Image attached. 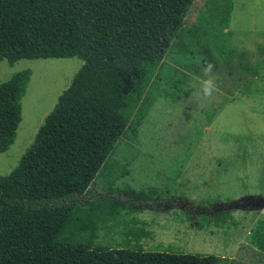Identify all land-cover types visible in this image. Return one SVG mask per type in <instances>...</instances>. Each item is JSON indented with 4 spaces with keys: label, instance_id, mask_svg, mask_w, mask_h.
Segmentation results:
<instances>
[{
    "label": "trees",
    "instance_id": "16d2710c",
    "mask_svg": "<svg viewBox=\"0 0 264 264\" xmlns=\"http://www.w3.org/2000/svg\"><path fill=\"white\" fill-rule=\"evenodd\" d=\"M193 1L0 0V61H82L17 164L0 175V264H244L214 255L93 247L102 217L127 205L110 197L51 203L88 192L119 139L136 134L154 102L184 93L182 72L165 58ZM206 1L207 16L192 25L204 42L212 39L207 29L223 34L229 10L227 0ZM29 75L20 71L0 83V152L14 141ZM136 197L148 199L140 192ZM253 238L264 251V221Z\"/></svg>",
    "mask_w": 264,
    "mask_h": 264
},
{
    "label": "rangeland",
    "instance_id": "374dc122",
    "mask_svg": "<svg viewBox=\"0 0 264 264\" xmlns=\"http://www.w3.org/2000/svg\"><path fill=\"white\" fill-rule=\"evenodd\" d=\"M227 3L223 34L216 37L215 29H207L212 38L207 43L193 36L192 25L207 16L208 4L193 1L167 52L165 61L182 72L184 93L154 102L136 134L119 139L88 192L51 202L110 197L127 205L102 217L93 247L264 264V251L253 238L264 208H226L245 197H264V0ZM81 65L76 57L0 61V83L30 72L14 141L0 152V175L17 164ZM208 76L217 88L204 97L201 83ZM139 192L148 199H137Z\"/></svg>",
    "mask_w": 264,
    "mask_h": 264
},
{
    "label": "water",
    "instance_id": "95a60500",
    "mask_svg": "<svg viewBox=\"0 0 264 264\" xmlns=\"http://www.w3.org/2000/svg\"><path fill=\"white\" fill-rule=\"evenodd\" d=\"M226 208H241V209H259L264 208V197H245L241 200H236L226 206Z\"/></svg>",
    "mask_w": 264,
    "mask_h": 264
},
{
    "label": "clouds",
    "instance_id": "9594fccd",
    "mask_svg": "<svg viewBox=\"0 0 264 264\" xmlns=\"http://www.w3.org/2000/svg\"><path fill=\"white\" fill-rule=\"evenodd\" d=\"M210 71L211 68L206 69V72H210ZM201 88L204 97H211L217 88L215 79L211 76H208L207 79L202 80Z\"/></svg>",
    "mask_w": 264,
    "mask_h": 264
}]
</instances>
